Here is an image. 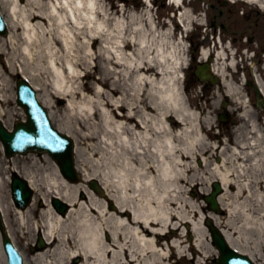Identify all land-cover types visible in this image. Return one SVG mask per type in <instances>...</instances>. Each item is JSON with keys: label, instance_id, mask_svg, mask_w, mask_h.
Returning <instances> with one entry per match:
<instances>
[{"label": "bare ground", "instance_id": "bare-ground-1", "mask_svg": "<svg viewBox=\"0 0 264 264\" xmlns=\"http://www.w3.org/2000/svg\"><path fill=\"white\" fill-rule=\"evenodd\" d=\"M170 2L180 4V0ZM23 3L0 0L8 26V35L0 38V119L7 99L4 86L15 72L43 93L46 108L53 109L54 97L67 99L61 117L66 129L59 131L75 142L83 182L95 180L101 193L67 182L51 161L52 167L41 171L45 192L40 200L48 210H36L34 202L25 210L13 209L16 232L8 220L12 200L7 202L0 193L9 237L15 240L17 232L42 236L45 248L31 256L35 264H66L65 259L77 256L82 257L80 264H169V254L185 259L191 251L204 257L200 231L193 227L183 235L178 230L184 219L174 214V207H192L193 199L184 196V184H199L198 178L189 176L191 163L207 153L210 139L176 89L175 81L181 80L180 69L186 64L177 47L167 45L163 36L157 41L151 11L146 12L145 23L133 14L128 25L123 15L111 17L106 8L94 10L92 0ZM185 15L180 19H187ZM128 26L133 33L126 35ZM76 68L97 75L92 79L100 90L93 98L84 94L90 91L87 85L77 84L81 78ZM259 84L264 93V84ZM227 89L233 90L228 84ZM252 131L251 141H236L232 154H222L211 171L212 181L224 189L218 198L221 207L230 215L241 212L245 219L252 217L247 211L258 210L252 208V200L264 206V137L257 127ZM202 161L208 163L207 158ZM11 171L23 176L38 196L42 189L33 172ZM6 181L0 164V188ZM78 190L86 192L88 200L79 202ZM50 197L71 206L66 216L51 207ZM212 219L218 225V217ZM258 228L259 240L249 253L235 247L231 234L223 231L229 245L256 264L264 242L263 221ZM172 230L175 235L169 236ZM105 233L110 240L103 238ZM193 233L192 241L188 235ZM0 262L6 264L1 246Z\"/></svg>", "mask_w": 264, "mask_h": 264}, {"label": "rangeland", "instance_id": "rangeland-1", "mask_svg": "<svg viewBox=\"0 0 264 264\" xmlns=\"http://www.w3.org/2000/svg\"><path fill=\"white\" fill-rule=\"evenodd\" d=\"M183 4L182 7H175L169 3V0H165L163 4V0H150L152 6L147 7L146 4L143 2V0H92V8L98 12H101L102 8H106L108 12L110 13L111 17H118L123 15L124 18L129 23V17L133 14L138 16V20H142L143 23H145L146 18V12L151 11L153 20L156 24V33H157V41H159L160 37H165V43L167 45H174L177 47L178 54L185 59V54L188 49V43L187 41H180V35L184 37L185 33H188L190 30V27L196 26V24L201 23L202 19H200L196 12H193V9H191V6L194 2L192 0H182ZM207 2V0H200V2H197L198 4V11L200 9V3ZM22 4L25 2V0H20ZM9 3H5V6L7 7ZM194 8V7H193ZM204 9V7H201ZM0 10H2V7L0 5ZM203 11V10H202ZM2 12V11H1ZM186 14L185 16L187 19L184 20L183 16L182 19H180L182 14ZM168 20L170 22H168ZM171 24V25H170ZM186 25L188 26V29L185 30ZM170 27L171 32L168 31V28ZM129 33H133L129 26L126 31V35ZM1 38V36H0ZM97 49V46L94 48ZM3 58V55L0 54V59ZM91 65V64H90ZM93 66V63L92 65ZM185 67V66H184ZM183 69V68H182ZM76 71L78 73V76L81 77L79 81H77V84L84 86L87 85L90 91H85L84 94L89 98L94 97V93L96 90H100V86L96 84L94 79L96 78L95 75H89L87 71H82L78 68H76ZM88 73V74H87ZM86 74V75H85ZM82 75H85V78H82ZM19 74L16 72L13 75H8V81L7 85L4 86V89L7 90L6 92V102L3 104V111H5V115L2 116V122L4 125L11 129L12 124L15 121L24 120L25 116L23 111L16 105V97H15V81ZM229 80V78H226ZM188 82H183L182 80L175 81V86L177 91L182 94V101L191 109V111L195 112L199 115L198 122L202 125L203 130L205 133L209 134V126L214 127L215 123V111L217 109V105L219 104V96L217 95V92L210 93L211 98L208 99V101H211L207 107H205L204 103L201 101V103H198V97H200V87L195 85H190ZM228 84V82H227ZM185 85L187 88H185ZM229 85V84H228ZM227 88V87H226ZM221 89H224L221 87ZM52 91V89H49ZM237 96L240 99L241 98L238 94ZM38 97L42 101L44 99L43 93L41 91L38 92ZM52 98V97H50ZM55 98V97H54ZM51 99L53 109H48L50 119L53 123V125L61 129L62 131H65L66 124L62 120V114H63V107L67 103V99L65 98H55ZM202 99V98H201ZM207 100V98H206ZM235 105V104H234ZM241 105V104H240ZM60 109V110H59ZM244 109V108H243ZM247 109V108H245ZM53 111V115L51 117V112ZM242 111V110H241ZM243 115L245 114L244 111H242ZM256 113L254 112H248L244 116L247 118L246 120H243L242 118H238L239 122H241V125H236L235 127H231L230 133L225 134L226 136L223 137V139L219 142V145L217 146L216 139L214 138L209 139L206 141L205 145V151H207L206 154L203 153V155L198 156V158L194 159L193 163H191V168L193 171L189 174L190 177H196L198 178L199 184L195 187L193 182H189L187 184H184L186 194L185 197H190L193 199L192 207L190 208H178L174 207V214H178V216H181V218L184 219L183 226L180 227L178 230L180 233H183L185 235L187 229L192 230L193 227L197 228L200 233L199 237L201 238L202 242V252L205 253L204 257H201L200 255H197L199 257V260L203 258L204 262L203 264H210V261H214L217 257V251L215 250L214 246L212 245L210 241L209 234L204 227V223L206 220V216L211 214L208 211V208L204 201V196L209 194L211 191V184L213 176L211 174L212 169L214 168V165L219 162L218 158L219 155L222 156H229L232 154L231 147H235L236 141L245 140L246 142L251 141L255 135L252 131V123H256ZM261 116H263V119H259V127L258 130L263 134L264 137V113H260ZM211 127V128H212ZM215 128H212L211 134H214ZM252 132V133H250ZM264 140V139H263ZM79 146V145H78ZM217 146V147H216ZM224 147V151L220 152V150ZM261 148V146H259ZM203 158H207L208 163L205 165V163L202 161ZM199 160L201 162H199ZM192 162V160H190ZM221 162V161H220ZM0 164H1V176L3 178L9 177L11 174V169H16L21 174H25L27 171L33 172L38 180L39 184V194L35 197V201L33 207L36 210H48V206L45 204L44 200H40V194L42 192H45L43 190V184L41 180L42 172L44 170H49L50 167H52L51 160L46 155H27V156H16L11 159H7L2 150V146L0 144ZM82 162L79 160V158H76V167H81ZM249 164V162H248ZM10 182V181H9ZM5 182V187L0 188V193L3 194V196L6 198V201H10L9 198H11L10 194V183ZM78 188H90L87 182H80L77 184ZM230 193H234V189L229 190ZM50 195V194H49ZM33 197V198H34ZM76 199L80 201H86L88 200V196L86 192L78 190L76 193ZM243 199H241L239 202H242ZM32 202V203H33ZM251 203L254 205V209H257V212L254 210L247 211V213L251 214L250 219H245L243 217V213L236 211L235 214L232 213L229 214L228 211H224L222 215H218V227L227 232L230 233L232 238L235 240V247H237L242 252H252L254 249V244L259 240V222H264V206L260 202L251 201ZM10 217H9V226L11 230L18 231L16 226V218H15V207L11 205L10 207ZM109 209H112L109 207ZM180 219H174L172 220L173 224L179 223ZM187 221V223H185ZM175 230H172L169 233V236H174ZM14 236V244L19 249V251L22 253L24 257V261H27L29 264H35L31 261L32 254L30 253L29 247L30 244H32L37 236L36 233L31 234L28 233L26 236H22V234H19L18 232L16 234H13ZM193 236L195 234L188 235V238L193 241ZM25 237V239H23ZM103 238L105 240H110L111 236L108 233H105L103 235ZM264 245V242L262 243L260 250H261V260H257V264H264V255L262 251V247ZM197 253V252H196ZM188 257L192 256V251L188 253ZM53 257V256H52ZM51 257V258H52ZM175 257V256H174ZM79 258V256L77 257ZM81 258V257H80ZM75 259V258H74ZM73 259H65L66 264H71ZM81 261V259H80ZM178 261V260H177ZM180 261V262H179ZM177 264H188L186 259L179 260ZM2 262V261H1ZM0 262V263H1ZM170 263V262H169ZM3 264V263H2Z\"/></svg>", "mask_w": 264, "mask_h": 264}, {"label": "flooded vegetation", "instance_id": "flooded-vegetation-1", "mask_svg": "<svg viewBox=\"0 0 264 264\" xmlns=\"http://www.w3.org/2000/svg\"><path fill=\"white\" fill-rule=\"evenodd\" d=\"M258 1L264 3V0ZM214 2L209 6L215 11L210 21L215 40L213 60L219 67L232 59L237 66L229 74L230 78H246L252 85L254 78H264V11L249 6L246 0H232L230 4ZM197 39L195 33L191 35L195 47ZM252 62L256 65L255 72L250 67ZM187 74L189 79H196L193 72ZM244 88L253 95L252 87L247 84Z\"/></svg>", "mask_w": 264, "mask_h": 264}, {"label": "water", "instance_id": "water-1", "mask_svg": "<svg viewBox=\"0 0 264 264\" xmlns=\"http://www.w3.org/2000/svg\"><path fill=\"white\" fill-rule=\"evenodd\" d=\"M19 89L22 85H24L23 82L18 83ZM25 89V88H22ZM26 91V89L24 90ZM29 107H31V110H29ZM26 113L28 114V117L36 116L38 113H40V110L36 107V105L33 106H24ZM34 112V114H32ZM38 121L39 118H36L35 122L32 123L29 121L27 124H17L15 126V132L12 134L7 133L2 126L0 125V137L3 141L6 151L8 154H12L14 152H26L28 150H35V151H48L49 154L59 163L60 169L64 177L67 179L74 181L75 180V173L73 170L72 165V159H71V145L68 143H64L59 140V143L61 145H64V148L60 147L55 143V147H49L51 143L47 142V138L43 139L42 135L37 133L38 128ZM46 129V126H44ZM31 136L32 138L29 139L28 137ZM39 145V146H38ZM94 186V184H92ZM13 191L14 195L16 196V201H18L19 205L24 207L25 203L27 202L30 191L26 188V184L22 181H20L17 178H14L13 181ZM214 191L211 194L210 197H208L206 200L210 205V210L218 212V205L216 202V196L221 192V189L218 184H214L213 186ZM54 205L58 208V211L62 214L64 213V210L66 209V206L62 205L58 201H54ZM207 227L210 230V233L212 235V239L215 243L216 248L220 252V259L218 260V264H250L248 259L246 257L238 255L235 251L231 250L227 243L225 242L223 236L220 234V232L212 226L210 221H207L206 223ZM0 229L3 236L4 241V247L6 254L8 256V262L9 264H21V260L16 253V251L11 246V243L6 236L3 227H2V221L0 217ZM40 246H43V242L40 240Z\"/></svg>", "mask_w": 264, "mask_h": 264}]
</instances>
